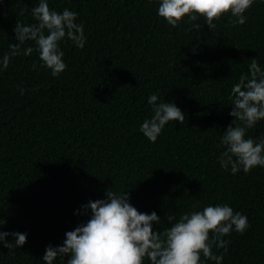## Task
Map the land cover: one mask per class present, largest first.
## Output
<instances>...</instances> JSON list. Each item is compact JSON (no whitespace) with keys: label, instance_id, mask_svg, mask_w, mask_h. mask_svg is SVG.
I'll use <instances>...</instances> for the list:
<instances>
[{"label":"trees","instance_id":"obj_1","mask_svg":"<svg viewBox=\"0 0 264 264\" xmlns=\"http://www.w3.org/2000/svg\"><path fill=\"white\" fill-rule=\"evenodd\" d=\"M38 3L0 0V60L17 42L16 21L35 23ZM47 3L78 13L86 42L83 49L60 42L67 68L57 77L40 67L35 50L0 71V230L27 233L14 255L0 244V264H45L47 246H61L66 232L86 223L91 212L82 206L105 199L108 189L128 191L141 213L155 211L161 223L154 231L171 227L168 215L178 220L226 204L250 227L224 237L226 253H213H223L222 264H264V167L233 175L219 163L221 137L235 119L231 89L251 59L264 70V0H254L243 25L231 26L228 13L214 29L203 17L192 28L187 16L172 27L158 16L159 0ZM29 46L35 49L28 41L21 53ZM154 93L185 114L183 125L170 121L155 143L140 131L153 115ZM246 138H264V120Z\"/></svg>","mask_w":264,"mask_h":264},{"label":"clouds","instance_id":"obj_2","mask_svg":"<svg viewBox=\"0 0 264 264\" xmlns=\"http://www.w3.org/2000/svg\"><path fill=\"white\" fill-rule=\"evenodd\" d=\"M253 3L254 0H159L158 16L172 27H177L187 16L189 25L195 29L201 26L192 22L203 17L207 27L214 29V21L230 13L228 23L236 27L246 22L244 13ZM31 12L35 23L16 21L17 42L9 44L10 52L0 60V71L8 68L11 57L30 56L35 50L40 67L57 77L67 68L60 42L66 38L83 49L84 26L75 22L78 13L67 8L62 13L50 10L47 0H39ZM28 41L34 42L35 49L29 46L21 53V46ZM19 91L23 95L26 90L20 88ZM229 99L234 105L229 115L235 119L221 137L225 150L219 163L225 170L230 168L233 175L241 169L247 174L257 166L264 167V138L258 141L246 138L247 130L264 120V70L256 58L251 59L249 73L241 74L239 82L233 85ZM157 101L155 93L148 98L153 115L140 127L141 133L153 143L170 121L181 125L185 121V114L174 103ZM129 199L128 191L116 193L108 189L105 199L90 200L83 205L84 214L90 210V219L66 232L61 246H47L42 257L45 264H54L58 257H67L66 264H144L145 258L150 264H204L207 260L222 264L223 253L215 255L213 247L224 249L226 253L230 241L224 237L232 231L243 234L250 227L247 216L225 204L186 212L178 220L168 215L171 227L154 231L153 224L161 223L157 213H141ZM8 236H12L14 242H9ZM26 242L27 233L0 230V244L9 249V254L14 255V250Z\"/></svg>","mask_w":264,"mask_h":264}]
</instances>
